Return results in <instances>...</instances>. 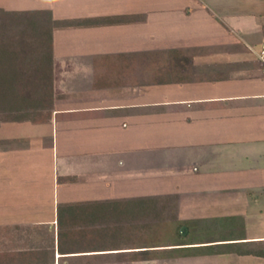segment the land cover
Masks as SVG:
<instances>
[{
	"label": "crops",
	"instance_id": "obj_1",
	"mask_svg": "<svg viewBox=\"0 0 264 264\" xmlns=\"http://www.w3.org/2000/svg\"><path fill=\"white\" fill-rule=\"evenodd\" d=\"M262 14L264 0H0V264H264ZM154 207L210 237L105 244L153 235Z\"/></svg>",
	"mask_w": 264,
	"mask_h": 264
},
{
	"label": "rangeland",
	"instance_id": "obj_2",
	"mask_svg": "<svg viewBox=\"0 0 264 264\" xmlns=\"http://www.w3.org/2000/svg\"><path fill=\"white\" fill-rule=\"evenodd\" d=\"M226 1V0H224ZM264 18V14L261 16ZM260 45V43H257V47ZM153 216L154 220H151V216H146L143 213L139 214V217H143L144 219L148 218V227H151L153 229V235H148V236H132L129 237L128 233H126L124 227L120 229V231H116L114 233L115 235H110L111 233L109 230L107 231V235L105 237V244L107 246L115 244H136L138 243L139 246H144V245H162L163 243H168L170 241H177L179 240L178 236V225L184 223H180L179 221H170V220H156L157 214L160 213V210H158L157 207H154L153 211ZM139 225H140V221ZM152 232V231H151ZM220 232H215V234H219ZM143 234L145 232L143 231ZM152 234V233H151ZM184 237V236H183ZM210 237L209 230H200L198 232H193L191 229L190 231L187 232L186 239L187 240H192V239H201V238H208ZM148 252V251H147ZM147 252H139L137 255V260L138 263H131L129 262L131 257L133 258V255H127L124 254L123 256L121 255V260H107V264H207L203 263L200 261H193V260H184V259H167L168 257H172L173 254H170L169 252H162L157 253V251H153L151 254ZM150 254V255H149ZM175 255V254H174ZM135 257V256H134ZM149 257H153V261L147 262L146 259Z\"/></svg>",
	"mask_w": 264,
	"mask_h": 264
},
{
	"label": "built area",
	"instance_id": "obj_3",
	"mask_svg": "<svg viewBox=\"0 0 264 264\" xmlns=\"http://www.w3.org/2000/svg\"><path fill=\"white\" fill-rule=\"evenodd\" d=\"M255 56L264 74V39L260 43V45L255 49Z\"/></svg>",
	"mask_w": 264,
	"mask_h": 264
},
{
	"label": "trees",
	"instance_id": "obj_4",
	"mask_svg": "<svg viewBox=\"0 0 264 264\" xmlns=\"http://www.w3.org/2000/svg\"><path fill=\"white\" fill-rule=\"evenodd\" d=\"M73 22H69V21H59L58 22V24L59 25H66V24H72ZM181 223V222H180ZM179 227H178V229H177V231H178V236H179V240L178 241H181V240H187L185 237H186V235H187V232H185L184 230H180V227H181V224H179L178 225ZM184 236V237H183ZM202 239V238H201ZM193 240V239H192ZM149 246H152V245H149ZM145 247V246H144ZM213 247V246H212ZM169 251H173V250H169ZM141 252H147L146 250H142ZM139 253V252H138ZM147 253H149V252H147Z\"/></svg>",
	"mask_w": 264,
	"mask_h": 264
}]
</instances>
